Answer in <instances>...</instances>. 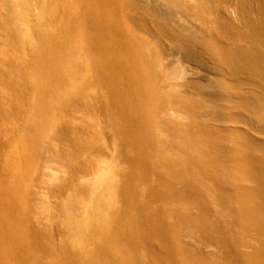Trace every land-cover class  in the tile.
I'll use <instances>...</instances> for the list:
<instances>
[{
	"label": "bare ground",
	"instance_id": "1",
	"mask_svg": "<svg viewBox=\"0 0 264 264\" xmlns=\"http://www.w3.org/2000/svg\"><path fill=\"white\" fill-rule=\"evenodd\" d=\"M87 4L89 17L86 12L83 19L91 31L78 43L74 65L59 69L61 56L47 53L41 40L53 41L55 31L44 23L56 19L61 3L0 2L7 25L23 30L20 35L5 27L0 33V264H40L41 257L67 244L83 249V259L95 247L103 256L120 233L126 244L143 248L140 264H155L158 255L162 264H264V0ZM8 8L17 12L14 20ZM24 39L23 49L18 43ZM62 48L55 47L63 53ZM173 60L202 67L203 88ZM155 68L163 82L178 89L164 110L155 108L147 92V73ZM190 104L196 108L188 113ZM103 110L117 157L100 161L91 176L78 181L82 169L93 168L86 153L106 147ZM154 119H178L186 129L214 128L239 148V163L203 166V210L195 200V213L178 204L152 208V202L168 196L160 160L151 151ZM73 181L76 190L60 199ZM191 181L182 183L195 187ZM80 188L88 190L87 200ZM51 192L62 205L56 235L50 218L41 217L54 209ZM181 195L176 191L170 197L177 202ZM103 199L112 212L111 207L103 211ZM72 254L62 264H78ZM116 258L127 263L132 257ZM85 261L96 264L91 256Z\"/></svg>",
	"mask_w": 264,
	"mask_h": 264
},
{
	"label": "rangeland",
	"instance_id": "2",
	"mask_svg": "<svg viewBox=\"0 0 264 264\" xmlns=\"http://www.w3.org/2000/svg\"><path fill=\"white\" fill-rule=\"evenodd\" d=\"M1 1L3 0H0V2ZM58 2H60L61 5L59 6V10L57 11L56 19L54 18L50 20L51 18L50 17V18H47L44 23L45 27L51 28L52 30L55 31V37L50 39V40H53L52 42L47 43V41H44V40H41V41L43 45L45 43V49H47V47L49 48V51H47V53L56 52L57 57H59V55L61 56L59 59H62V60L59 61L58 59V61L61 62L59 63L60 64L59 69H62L63 66L65 68H68V67L71 68L74 65L75 51L78 50V43H81L83 40H85L87 32L91 31L88 21L87 23H84V19H83L86 12H87V17H89L90 11H89V7L87 4V0H86L85 5L83 3V0H58ZM39 6L40 4H38V7ZM77 7H79V9ZM2 12L5 13V11H2ZM2 12L0 11V33L1 34L5 33V27H7L10 29L12 33H17V31L20 30L21 31L20 35H22L23 30L20 29L16 23H11L10 25H7L9 23L5 22L4 20L5 16L2 15ZM7 12L9 15H12L11 18H13L14 20V18L17 15V12L12 9L10 11L9 8L7 9ZM173 26L175 28L176 27L179 28L178 27L179 25L173 24ZM18 44H20V47L23 49L24 47L26 48V45H27L25 39L23 41L22 40L19 41ZM61 45L63 47L62 48L63 53L61 51L56 50V49H59V46L61 47ZM1 47L2 45H0V48ZM91 53L94 56L93 58L95 59L100 58L99 53L95 54L94 51H91ZM2 55H3V52L0 51V56ZM175 63L177 64V62ZM178 64L179 66L181 64L184 66V69L181 66L180 67L181 69L186 70V73H187L185 75L186 77H188L189 79H192L191 81H193L194 83L196 82L195 84L199 88H203L204 82H203L202 67L190 64L184 60H183V63L182 61L179 60ZM83 68H84V64L80 66V71H83ZM155 69H153L154 70L153 74L150 73L149 75V73H147L148 83L150 84L149 88H147V92L150 95L152 102L155 104V108L156 107L158 108L160 106L161 110H164L166 109V107H168L169 102H174L173 101L174 100L173 96L175 93L174 91L178 89L176 88L171 89L169 84H166L165 82H163L164 80L163 73L158 68H157L158 70L157 69L155 70ZM173 71H175V69L172 68L171 72ZM180 80L181 78L178 79L177 82L180 83ZM90 81L87 83L90 84ZM150 90H151V93H150ZM176 105L179 106V104L177 103ZM64 107H65L64 109L67 111L66 106ZM195 108H193V105L191 104L187 105L188 113L192 109L195 110ZM91 112H94V110H91ZM111 113H112V108H110L109 110L110 115H112ZM109 118L110 117H108V113L103 110L101 112L100 121L102 122L101 125L103 126V130L105 131L106 147L98 149V150L93 149L92 151H89L86 153V155L92 158L93 168L86 169V170L82 169L76 176L78 178V181H79V177H81L82 175H90V174L92 175V173L94 172L95 168L97 167L100 161L103 160L105 162H111L117 157L116 152H115V147L113 145L114 133H112L109 129L110 128ZM115 121H116V118L114 117L112 125L115 123ZM153 122H154L153 123V137H154L153 145L154 147L151 148V151L153 152V154L152 153L151 154L154 156V158L157 156V158L160 160L159 170H161L163 173L164 180L166 183L165 187L168 191L167 195L169 197L166 196L163 199L156 201V202H159L158 203L159 205L155 202H152V208L156 209L158 206L163 205L166 207V209L167 208L173 209L175 207V204L176 205L178 204L180 209L189 208L191 209V212L195 213L196 208L191 205V202L195 200V201H198L199 204H201L200 206L203 210V166L204 165H219V164L228 165V164L239 163L241 160V152L239 148L235 146L234 140L217 132V130H214V128L212 129L209 127L201 126L200 129L203 128L202 131L198 127H191L190 129L187 128L191 135L189 137L190 144H188V141H189L188 133H187L188 131L178 119H170V120L169 119H157V120L154 119ZM199 144H202L201 145L202 147ZM133 148L134 146L131 145V147H126L125 149L132 150ZM80 155L82 154L80 153ZM186 169L188 170V174L185 171ZM188 180H192L191 182H194L195 187H193L194 186L193 184L192 185L190 184V187L184 186L183 183L185 184L190 183L188 182ZM74 182L75 181L70 182L68 185L64 187L65 190H62V193L61 192L59 193L60 199H62V197H65L68 191L70 192V191L76 190V187H75L76 182L75 184ZM80 189H81V195L84 197V199L87 200L89 198V195L87 193L88 190L86 188H80ZM108 191L110 190L108 189ZM176 191L177 192L181 191L182 195L178 197L177 202H174L173 199H171L170 194ZM185 191L186 193H184ZM197 191L199 193H197ZM50 194L52 195V198L49 201L52 204H54L53 205L54 209L48 210L50 212L45 211V213L41 214V217H43L44 222L46 221L47 217L50 218L51 221L49 220L48 223H49V226L52 227L51 231H54V228L56 226L54 221L58 219V216L62 210V205L59 200H56L55 198H53L55 196L53 195L52 192ZM109 194H110L109 192H106L104 197L105 198L108 197ZM138 199L139 200L142 199V197H140V194L137 196L136 201H138ZM75 203L78 204V200L76 201L74 200V204ZM101 204H102V207H103L102 209L104 212L105 210H108V208L110 207H111L110 210L112 212L113 210L112 205H109L110 203L106 202L105 199H103V203ZM104 207H107V208H104ZM54 233L56 235L57 231H54ZM69 234H71L73 237H78V233L75 228H72L71 231L69 230ZM118 235H119L118 239H115V240L119 242L113 243L111 240L108 241V242H112L113 244L108 243L109 245L104 247L106 249L103 248L106 252V254H103L105 252L103 253L101 252L103 256L98 254V251L100 250L97 247H95L96 249L94 250L91 248L92 251H90L89 248L86 249L87 251L89 250L90 256L93 257L94 260L96 259V264L97 263L98 264H119L120 262L118 261V258H116V255L119 257V260L122 259L123 262L124 260L125 261L128 260L127 257H132L130 258V260L132 261L129 260L127 261V263H120V264H134V263L140 264V261H138V259H139V256H141L140 254L144 252L143 248H141L138 245L134 246V245L126 244L122 233ZM120 237L121 238L123 237V239H121L122 240L121 242H120ZM66 246H67L66 248H63V247L61 248L60 246L57 247L56 249H54L55 252L51 253L49 257H41L40 264H45V263L46 264H59V263L62 264V261L66 259L67 256H70V255L73 256L72 253H74V256H76L77 259H80L78 264H83L84 260H87V258L90 257L88 256L87 258L85 257V259H83L84 254L83 252H80L83 249L81 250L71 249L72 247L70 246V244H69V247H68V244ZM110 246L113 248V249L111 248V251H110ZM116 250L117 251L119 250L120 255H118L119 252H117ZM112 251H114V253ZM115 251H116V254H115ZM109 252H112L110 253V255H112L111 257L109 256ZM30 253L31 252H29V254ZM127 253H129L128 255H132V256H128ZM81 254L83 255L80 256ZM113 254L115 255L113 256ZM32 255L33 254H31V256ZM38 255L40 257L41 254H38ZM85 255H88V253L87 254L85 253ZM125 256H127L126 257L127 260L123 259ZM158 256H156L154 262L155 264H162L163 257H158ZM134 259L137 262H135ZM85 263L87 262L85 261L84 264Z\"/></svg>",
	"mask_w": 264,
	"mask_h": 264
}]
</instances>
